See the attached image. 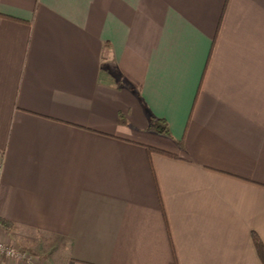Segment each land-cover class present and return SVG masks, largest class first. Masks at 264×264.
Wrapping results in <instances>:
<instances>
[{
    "label": "crops",
    "instance_id": "obj_1",
    "mask_svg": "<svg viewBox=\"0 0 264 264\" xmlns=\"http://www.w3.org/2000/svg\"><path fill=\"white\" fill-rule=\"evenodd\" d=\"M0 159L41 264H263L264 0H0Z\"/></svg>",
    "mask_w": 264,
    "mask_h": 264
},
{
    "label": "trees",
    "instance_id": "obj_2",
    "mask_svg": "<svg viewBox=\"0 0 264 264\" xmlns=\"http://www.w3.org/2000/svg\"><path fill=\"white\" fill-rule=\"evenodd\" d=\"M123 121H124V117H122V115H119V122H123ZM162 122H164V121L156 118L153 115H149V128L153 129L159 133H165L166 134V133H168L167 124L164 122V125H162L161 124ZM147 149L149 151L152 150V151H156V152H160V153L172 156V154H170L164 150L155 148V147L147 146ZM0 225L3 226L7 230H11L13 227V223H11V221H9L8 219L3 218V217H0ZM253 242H254L255 248H256V250H257V252L261 258V261L264 264L263 245H262L261 239H259V237L254 233H253Z\"/></svg>",
    "mask_w": 264,
    "mask_h": 264
},
{
    "label": "built area",
    "instance_id": "obj_3",
    "mask_svg": "<svg viewBox=\"0 0 264 264\" xmlns=\"http://www.w3.org/2000/svg\"><path fill=\"white\" fill-rule=\"evenodd\" d=\"M2 169V161L0 159V171ZM38 257L31 255L30 253H24L19 251L14 245L9 244L3 240H0V261L16 260L20 264H41Z\"/></svg>",
    "mask_w": 264,
    "mask_h": 264
},
{
    "label": "rangeland",
    "instance_id": "obj_4",
    "mask_svg": "<svg viewBox=\"0 0 264 264\" xmlns=\"http://www.w3.org/2000/svg\"><path fill=\"white\" fill-rule=\"evenodd\" d=\"M15 247H16V245H14ZM19 251H22V252H24V253H27V254H31V255H33V256H39V254H37V253H32V252H29V251H26V250H22L21 248H19L18 246L16 247ZM41 256V255H40ZM37 259H40V258H37ZM43 259L45 260V264H55V263H53V261L51 260V258H50V256L49 257H46V258H44L43 257Z\"/></svg>",
    "mask_w": 264,
    "mask_h": 264
}]
</instances>
